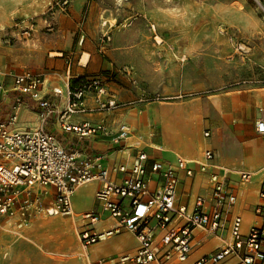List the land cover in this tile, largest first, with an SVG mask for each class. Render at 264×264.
Segmentation results:
<instances>
[{"label": "rangeland", "instance_id": "1", "mask_svg": "<svg viewBox=\"0 0 264 264\" xmlns=\"http://www.w3.org/2000/svg\"><path fill=\"white\" fill-rule=\"evenodd\" d=\"M60 5V0H0V76L11 67L8 50L38 33L54 39L56 19L70 16L68 51L49 54L60 61L59 71L62 60L80 68L86 53L96 54L113 70L95 74L111 80L109 86L120 102L132 104L126 109L137 111L146 125H157L161 138L164 128L169 129L170 138L163 139L166 158L174 159L180 148L170 145L172 123L186 129L188 122L195 131L188 149L196 146L200 151L202 144L197 142L211 144L215 171L231 177L234 185L240 172L248 170L241 158L244 144L261 140L255 120L264 109V0H86L82 8L72 10L70 5L65 12ZM206 124L211 128L208 141ZM142 130L137 132L143 135ZM203 149L199 154L178 152L198 172ZM232 158L235 161L228 163ZM197 185L204 187L200 178ZM90 191L91 187L83 193ZM91 209L92 204L90 209L77 205L72 218L35 215L22 228L16 220L0 216V264H86L79 220ZM119 244L136 247L131 242ZM110 249L101 247L93 256L119 248L111 244ZM112 259L116 260L106 263L119 262Z\"/></svg>", "mask_w": 264, "mask_h": 264}, {"label": "built area", "instance_id": "2", "mask_svg": "<svg viewBox=\"0 0 264 264\" xmlns=\"http://www.w3.org/2000/svg\"><path fill=\"white\" fill-rule=\"evenodd\" d=\"M60 4L65 12L71 0H60ZM103 39L108 40L106 36ZM71 66L67 64L64 87L51 91L54 98L67 99L62 112L42 96L43 75L23 70L6 71L0 76V104L12 93L18 105L27 98L43 108L41 125L34 130L16 129L17 112L7 122H0V216L16 220L19 228L35 215L72 217L76 191L98 181L101 188L95 199L101 212L83 214L78 234L88 264L113 263L112 259L92 262L90 249L124 230L137 238L139 247L134 256H123L116 264H187L194 248V231L198 228L220 238L228 230L230 239L224 240L218 251L202 256L194 264H264V178L259 190L261 204L254 211L261 224L244 233L240 216L234 217L230 224L225 220L236 203V196L228 186L227 177L214 170L213 151L207 150L199 165V172L207 175L210 193L197 195L190 211L187 205L177 201L181 173L188 179L196 175L188 160L178 158L175 164H170L154 160L145 149L137 148L131 164L107 167L103 164L104 157L85 154L77 145L65 147L44 129L47 120L57 114L62 130L77 134L80 140L103 136L111 138L118 151L129 149L127 142L132 132L126 125L109 128L105 120L70 122L75 116L111 113L125 107L109 91L102 76L74 78L70 74ZM124 71L132 76L129 68ZM88 99L93 100V107L87 105ZM256 132L264 138L263 119L256 122ZM205 136L209 137L210 133ZM239 175L241 184L251 181L250 173ZM48 189L53 193L46 204ZM104 215L115 220L116 225L98 229Z\"/></svg>", "mask_w": 264, "mask_h": 264}, {"label": "crops", "instance_id": "3", "mask_svg": "<svg viewBox=\"0 0 264 264\" xmlns=\"http://www.w3.org/2000/svg\"><path fill=\"white\" fill-rule=\"evenodd\" d=\"M86 3V0H75L72 2V10H78L79 8H82ZM93 10V9H92ZM72 14V13H71ZM57 20V36H55L54 39L48 40L45 36L42 34H34L32 36V39H28L26 41L21 40L18 42L17 46H15L14 49L8 50L10 54V63L11 67L6 68L9 70L7 71H16L14 69L21 68L20 70H30L31 69H41V74L44 76V88L42 91V96L56 104L59 108V112H62L67 107V99L64 98H54V96L51 94L52 89L54 88H63L64 84L66 83L67 79V73H68V67L66 62L64 63V60H62V69L59 71V64L60 61H55L51 57H49V54H53V52H63L66 53L69 49V45L71 42V33L72 29L68 27V25L72 22V18L70 16H60ZM82 43V42H81ZM8 54V53H7ZM88 55V58L85 60L84 64L80 68H74V66H71L70 74L74 78L83 77V76H93L96 75L95 72L97 71H104L107 69L106 63H102L101 59L96 56V54L92 53H86ZM62 55V54H61ZM35 56V60H34ZM35 62V63H34ZM12 65L18 66L13 67ZM24 65V68L23 66ZM107 70H110V72L113 70V66L111 68H108ZM21 71V72H22ZM31 71V70H30ZM6 72V71H5ZM104 81L107 84V87L109 91L115 95L117 101L122 104L118 98V95L112 91L110 88V79L104 77ZM8 85L11 84V81L8 80ZM16 95L10 93L5 100L2 101L0 104V122H7L9 117L17 112L19 115V123L16 126V129L19 131H25V130H34L38 128L41 125L40 121V114L43 112V108L40 104L35 103L27 98H24L21 102V104H16ZM87 105L89 107H93V100L88 99ZM123 108L118 109L116 111H113L111 113H104V114H85L80 116L72 117L70 122L72 124H80L82 122H92V123H98L102 120H105L109 128L116 127V125L122 124L126 125L130 128L132 134L127 142V149L125 152H120L118 149L113 145L111 142V138H106L103 136L98 137H90L85 138L83 140H80L78 135L75 133H67L62 130L59 123L60 116L57 114H53L47 122L44 124V129L55 136L65 147H71L73 145H77L85 154L92 155V156H101L104 157L103 164L107 167H110L114 164L119 163H127L131 164L133 161V157L135 155V149L141 148L145 149L146 152L149 154L151 158L154 160H159L163 162H167L170 164H175L178 158H182L185 160H189V158L179 155L178 150H182L184 154L190 155V154H199L200 151L203 149V161H204V153L207 150H211L215 154V158L213 161V165L216 159V153L214 148L211 144L208 143H201L202 148L200 151L196 149H188L186 146L188 144V139L194 138L195 131L189 125V128L183 129L181 126L176 124H173L172 122V133L173 136L170 140V145L172 149H175L173 144H178L180 146L179 149L175 150L177 151V155L174 159L169 160L166 158V153L164 152V142L163 138L160 137V128L153 124V125H146L145 120L142 122L140 121L139 115L134 113L137 112L135 110H127V107H130L132 105L130 104H122ZM261 116L259 118L264 120V109H260ZM126 112V113H122ZM186 122V119H184ZM256 120H255V132H256ZM133 125V126H132ZM142 134L140 135L137 132V129H141ZM209 132L210 136L206 137L205 134ZM257 136L262 140H254V141H248L246 144H244V147L241 151V158L247 162V169L242 170L241 172H247L252 175L251 181L252 184H241L240 182V175L238 176V180L234 185H232L231 177L227 178L228 186L230 187L233 194L236 196V203L229 209L228 216L225 218L227 224H230L234 217L240 216L243 220V231L244 233H247L252 227L259 226L261 224V221L257 216L255 215L254 211L255 208L261 204V201L259 199V190L264 178V138L261 137L257 132ZM211 138V128L208 124H206V127L204 129V140L208 141ZM255 146H254V145ZM253 148V149H252ZM235 161V158L228 159V163H233ZM215 168V165H214ZM215 170V169H214ZM257 175V176H256ZM256 176V177H255ZM182 183L178 188L177 191V201L179 204L187 205L189 210L191 211L194 204V199L197 195L200 193L202 195H208L210 193L209 184L207 181V175L202 174L199 172H196L195 177L193 178H186L182 173ZM201 179V183H204V187H199L197 185L198 179ZM188 181V182H187ZM250 184V186H249ZM91 187V191L87 194L83 193V190L86 188ZM101 188V183L98 181L92 182L88 185H85L83 187H80L74 197H73V209H74V216H76L77 212V205H80L82 209H90V206L92 204V209L88 212H101L96 199L95 194L96 192ZM53 193L52 189H48V195L46 199V204H48L49 200L51 199V195ZM241 201V203H240ZM83 215V214H82ZM81 215V216H82ZM81 216L79 222L82 225ZM252 217L255 221L253 224H248L246 222L247 217ZM67 217V218H72ZM229 219V220H228ZM80 225V226H81ZM116 225V221L109 218L108 215H104L101 222L97 225L98 229L104 230V229H110ZM230 235L228 233V230L223 234V236L215 237L208 235L205 231L202 229H196L194 231V240H193V250L192 254L190 256L189 261L187 264H194L199 258L206 254H210L212 252H216L219 250V248L222 246L224 240H229ZM121 242H131L135 243V248H126L125 246L119 244ZM101 244H104L102 246H99ZM115 245L118 247V251L116 253H101L100 257L94 258L93 254H99V248L105 247L110 249V245ZM99 246L96 249L93 250L94 247ZM139 242L137 238L130 232L124 230L121 234L115 235L109 240H106L105 242L99 243L95 246H93L90 249V259L92 262H97L99 259H112V256L115 258H121L123 256H134L138 250ZM111 250V249H110ZM113 260V259H112ZM116 260V259H115ZM85 263L87 261L84 259Z\"/></svg>", "mask_w": 264, "mask_h": 264}, {"label": "bare ground", "instance_id": "4", "mask_svg": "<svg viewBox=\"0 0 264 264\" xmlns=\"http://www.w3.org/2000/svg\"><path fill=\"white\" fill-rule=\"evenodd\" d=\"M164 134H165V138L167 139V138H170V133H169V129L168 128H164ZM197 147L196 146H193L192 147V149H196ZM163 149H164V147H163ZM226 176H227V174H226ZM252 182H250V184H251ZM249 184V185H250ZM254 219L252 218V217H247L246 218V222H248V224H253L254 223ZM255 223H256V221H255Z\"/></svg>", "mask_w": 264, "mask_h": 264}]
</instances>
